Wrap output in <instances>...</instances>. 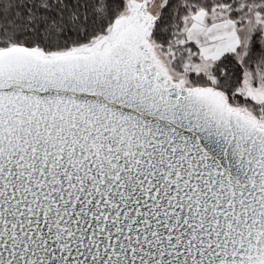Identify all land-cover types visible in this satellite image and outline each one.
<instances>
[{"label":"snow or ice","instance_id":"obj_1","mask_svg":"<svg viewBox=\"0 0 264 264\" xmlns=\"http://www.w3.org/2000/svg\"><path fill=\"white\" fill-rule=\"evenodd\" d=\"M0 264H264V0H0Z\"/></svg>","mask_w":264,"mask_h":264}]
</instances>
